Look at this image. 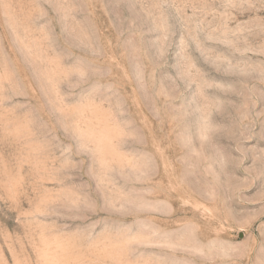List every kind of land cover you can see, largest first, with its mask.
<instances>
[{
  "label": "rangeland",
  "instance_id": "1",
  "mask_svg": "<svg viewBox=\"0 0 264 264\" xmlns=\"http://www.w3.org/2000/svg\"><path fill=\"white\" fill-rule=\"evenodd\" d=\"M0 264H264V0H0Z\"/></svg>",
  "mask_w": 264,
  "mask_h": 264
}]
</instances>
